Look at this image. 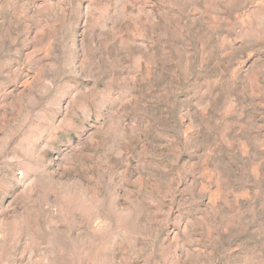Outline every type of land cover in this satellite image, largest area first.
I'll use <instances>...</instances> for the list:
<instances>
[{
    "label": "rangeland",
    "instance_id": "374dc122",
    "mask_svg": "<svg viewBox=\"0 0 264 264\" xmlns=\"http://www.w3.org/2000/svg\"><path fill=\"white\" fill-rule=\"evenodd\" d=\"M0 264H264V0H0Z\"/></svg>",
    "mask_w": 264,
    "mask_h": 264
}]
</instances>
